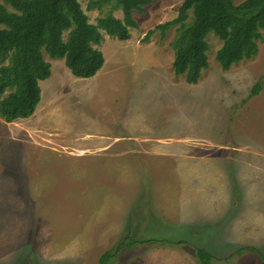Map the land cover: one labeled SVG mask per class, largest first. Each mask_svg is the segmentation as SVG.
I'll use <instances>...</instances> for the list:
<instances>
[{
	"label": "rangeland",
	"instance_id": "374dc122",
	"mask_svg": "<svg viewBox=\"0 0 264 264\" xmlns=\"http://www.w3.org/2000/svg\"><path fill=\"white\" fill-rule=\"evenodd\" d=\"M182 2L148 0L129 40L103 31L91 78L44 51L35 114L0 116V264H100L130 237L108 264H201L198 247L209 264H264V30L230 69L210 33L190 84L173 67L176 26L157 28ZM81 3L92 23L123 17L115 0Z\"/></svg>",
	"mask_w": 264,
	"mask_h": 264
},
{
	"label": "trees",
	"instance_id": "16d2710c",
	"mask_svg": "<svg viewBox=\"0 0 264 264\" xmlns=\"http://www.w3.org/2000/svg\"><path fill=\"white\" fill-rule=\"evenodd\" d=\"M89 1L94 4L101 0ZM115 2L123 17L109 13L92 23L81 0L0 1V116L4 120L13 122L35 114L42 98L41 81L52 73L44 51L51 58H63L74 76L91 78L105 63L103 51L95 46L102 43L103 31L120 40L131 39L130 28L138 25L134 11L143 10L148 0ZM174 26L176 34L171 44L175 73L196 84L210 66V33L222 40L216 60L224 69L257 54L264 30V0L240 4L233 0H183L176 17L157 28L165 36ZM154 31L149 30L146 38ZM260 89L261 84H257L252 94ZM129 240L117 244L114 252L106 251L100 264H108L124 247L137 243L133 237ZM243 249L248 248L237 252ZM196 253L201 264H209L214 256L201 247ZM260 254L264 258V253Z\"/></svg>",
	"mask_w": 264,
	"mask_h": 264
},
{
	"label": "crops",
	"instance_id": "0c3cea01",
	"mask_svg": "<svg viewBox=\"0 0 264 264\" xmlns=\"http://www.w3.org/2000/svg\"><path fill=\"white\" fill-rule=\"evenodd\" d=\"M124 129V128H123ZM117 133H119L120 132V134H118V135H120V136H125V135H127V134H124L123 132H121V130H119V128H118V130L116 131ZM127 133V132H126ZM165 154H167L166 153V151H165Z\"/></svg>",
	"mask_w": 264,
	"mask_h": 264
}]
</instances>
